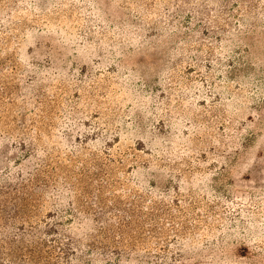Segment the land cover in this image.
I'll list each match as a JSON object with an SVG mask.
<instances>
[{"label": "rangeland", "instance_id": "obj_1", "mask_svg": "<svg viewBox=\"0 0 264 264\" xmlns=\"http://www.w3.org/2000/svg\"><path fill=\"white\" fill-rule=\"evenodd\" d=\"M8 262L264 264V0H0Z\"/></svg>", "mask_w": 264, "mask_h": 264}, {"label": "trees", "instance_id": "obj_2", "mask_svg": "<svg viewBox=\"0 0 264 264\" xmlns=\"http://www.w3.org/2000/svg\"><path fill=\"white\" fill-rule=\"evenodd\" d=\"M56 192L58 193V194H63L64 195V192H62L61 190H56ZM16 218V217H15ZM10 225V224H9ZM9 225H4V227H7V226H9ZM27 235H32L31 233H29V234H27ZM33 257V256H32ZM32 257H31V260H29V262H31V263H34L36 260H33L32 259ZM78 257V256H77ZM80 257V256H79ZM9 263V262H8ZM1 264V263H0ZM9 264H18V263H16V262H11V263H9Z\"/></svg>", "mask_w": 264, "mask_h": 264}]
</instances>
